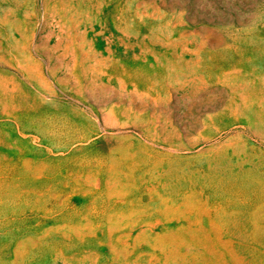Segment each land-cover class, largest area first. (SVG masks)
Returning a JSON list of instances; mask_svg holds the SVG:
<instances>
[{"label": "rangeland", "instance_id": "obj_1", "mask_svg": "<svg viewBox=\"0 0 264 264\" xmlns=\"http://www.w3.org/2000/svg\"><path fill=\"white\" fill-rule=\"evenodd\" d=\"M0 264H264V0H0Z\"/></svg>", "mask_w": 264, "mask_h": 264}]
</instances>
